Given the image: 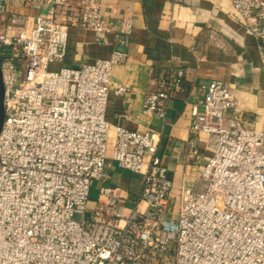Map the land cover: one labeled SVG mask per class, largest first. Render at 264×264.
Here are the masks:
<instances>
[{"label":"built area","instance_id":"2783aa9c","mask_svg":"<svg viewBox=\"0 0 264 264\" xmlns=\"http://www.w3.org/2000/svg\"><path fill=\"white\" fill-rule=\"evenodd\" d=\"M47 1V14L32 23L12 15L0 33V264H264V131L244 125L230 88L201 87L186 148L197 158L200 143L208 153L203 188L182 185L173 196L158 133L116 127L108 155L107 97L131 94L110 80L127 60L131 20L103 17L102 0ZM229 1L264 69V0ZM72 25L113 49L107 59L51 70L65 58ZM184 81L181 69L170 70L143 110L164 119ZM109 162L140 177L137 197L104 185Z\"/></svg>","mask_w":264,"mask_h":264},{"label":"crops","instance_id":"0c3cea01","mask_svg":"<svg viewBox=\"0 0 264 264\" xmlns=\"http://www.w3.org/2000/svg\"><path fill=\"white\" fill-rule=\"evenodd\" d=\"M67 2L79 6V0ZM0 6L4 8L0 33L12 15L32 23L37 15L53 9L47 0H0ZM101 13L117 25L124 19L132 22L124 48L127 60L111 71V85L127 86L131 94L118 97L111 92L107 97L108 155L116 127L139 134L156 132L158 155L173 182V196L182 185L201 190L200 168L208 153L200 143L197 158L187 152L190 108L197 105L201 109L202 86L221 81L230 88L244 125L264 131V69L256 41L232 18L229 0H102ZM112 49L110 43H96L92 32L72 25L65 58L52 68L92 64L107 59ZM173 69L184 72V89L167 102L165 118L159 119L143 110V102ZM104 185L133 199L140 193L141 179L109 162ZM98 186L94 184L92 190Z\"/></svg>","mask_w":264,"mask_h":264},{"label":"water","instance_id":"95a60500","mask_svg":"<svg viewBox=\"0 0 264 264\" xmlns=\"http://www.w3.org/2000/svg\"><path fill=\"white\" fill-rule=\"evenodd\" d=\"M1 69L2 68H1V56H0V130L4 119V90H5L2 82Z\"/></svg>","mask_w":264,"mask_h":264},{"label":"rangeland","instance_id":"374dc122","mask_svg":"<svg viewBox=\"0 0 264 264\" xmlns=\"http://www.w3.org/2000/svg\"><path fill=\"white\" fill-rule=\"evenodd\" d=\"M50 69L53 70L52 67H51ZM95 195H96V191H95V190H92V191L90 192V197H89V198H90L91 200H94V199H95ZM125 206H126V208H125L124 214H125V215H128L129 212H130V209H131V205L126 204ZM75 218H76V219H79V217H75Z\"/></svg>","mask_w":264,"mask_h":264},{"label":"trees","instance_id":"16d2710c","mask_svg":"<svg viewBox=\"0 0 264 264\" xmlns=\"http://www.w3.org/2000/svg\"><path fill=\"white\" fill-rule=\"evenodd\" d=\"M183 89H184V83H183V86H182V91H181V93L178 95V97L182 94Z\"/></svg>","mask_w":264,"mask_h":264}]
</instances>
